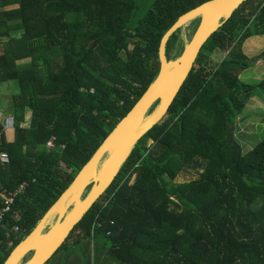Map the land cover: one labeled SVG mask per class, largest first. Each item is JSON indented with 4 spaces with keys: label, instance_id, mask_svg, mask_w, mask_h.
Returning a JSON list of instances; mask_svg holds the SVG:
<instances>
[{
    "label": "trees",
    "instance_id": "trees-1",
    "mask_svg": "<svg viewBox=\"0 0 264 264\" xmlns=\"http://www.w3.org/2000/svg\"><path fill=\"white\" fill-rule=\"evenodd\" d=\"M208 1L0 0V84L17 86L14 128L0 123L10 159L0 164V210L2 196L28 183L0 229L4 246L6 231L20 228L0 264L156 79L165 33ZM254 37H264V0L242 4L206 42L163 120L58 250L63 264L81 239L101 242L119 264H264V139L244 153L235 138L264 91V81L242 80L252 66L243 45Z\"/></svg>",
    "mask_w": 264,
    "mask_h": 264
},
{
    "label": "water",
    "instance_id": "water-1",
    "mask_svg": "<svg viewBox=\"0 0 264 264\" xmlns=\"http://www.w3.org/2000/svg\"><path fill=\"white\" fill-rule=\"evenodd\" d=\"M247 1L211 0L179 17L161 39L158 51L160 68L156 79L4 264H46L57 253L83 217L113 184L136 144L163 120L206 42ZM198 17H201L200 23L182 54L173 61L168 60L166 45L170 37ZM157 102L159 105L146 122ZM55 215L56 220L50 225ZM29 255L30 258L23 263Z\"/></svg>",
    "mask_w": 264,
    "mask_h": 264
},
{
    "label": "rangeland",
    "instance_id": "rangeland-1",
    "mask_svg": "<svg viewBox=\"0 0 264 264\" xmlns=\"http://www.w3.org/2000/svg\"><path fill=\"white\" fill-rule=\"evenodd\" d=\"M200 20L201 17H198L180 30L178 34V41L170 56L171 61L177 59L182 54L186 45L191 41L200 23ZM243 47L247 57L250 59V61H252V66L242 75V80L245 83L256 86L261 81H264V37L251 38V40H248L244 43ZM15 91L17 92V86L14 82L0 84V100H3L2 115L5 117L2 119L3 121L9 117L7 114L10 111L11 99ZM257 94L259 96L251 98L252 100H255L251 101V103L248 105V108L239 118L238 124L236 125L235 138L239 144L244 146V151H247L250 149V147H252L251 145L254 146L257 142L264 139V123L261 122V118L264 117V91L258 89ZM155 109L156 108L149 112L146 122L149 121V117ZM30 115L31 112L28 110L26 115V129L29 127ZM151 144L152 142L149 141L148 146ZM89 190L90 187L86 190V193ZM56 217L57 216L55 215L52 218L50 225L55 222ZM77 235H79V233H76V236ZM80 243L81 244L79 247L76 246L75 249L72 250L74 251V255L76 257L73 259V261L76 260V264H93V256L99 251L97 243L100 244L101 242L90 241V243ZM70 248L71 247L68 246V250H70ZM64 253L65 251L61 249L46 264H59L61 261H69L68 258L66 260L64 259ZM68 253L69 252H67V254Z\"/></svg>",
    "mask_w": 264,
    "mask_h": 264
},
{
    "label": "built area",
    "instance_id": "built-area-1",
    "mask_svg": "<svg viewBox=\"0 0 264 264\" xmlns=\"http://www.w3.org/2000/svg\"><path fill=\"white\" fill-rule=\"evenodd\" d=\"M0 123L2 126L3 132H7L8 130H11L14 128V119L12 116H9L4 121H1ZM0 138H1V134H0ZM54 147H55V138H52L46 143V148L47 150H52ZM9 160H10L9 156L5 152H0V164L7 165L9 163ZM27 187H28V183L23 182L10 195L2 196L3 207L0 210V229H2V227L4 226V221L7 215L10 214L12 206L14 205L16 198L22 193H24ZM100 227L101 225L97 223L93 226L92 230L94 231L95 229L100 228ZM19 233H20V228L18 226H14L12 229H9L6 231L5 233L6 242L4 244L5 249H10L13 246L12 236L16 238V236ZM4 246H3L2 240H0V249Z\"/></svg>",
    "mask_w": 264,
    "mask_h": 264
},
{
    "label": "crops",
    "instance_id": "crops-1",
    "mask_svg": "<svg viewBox=\"0 0 264 264\" xmlns=\"http://www.w3.org/2000/svg\"><path fill=\"white\" fill-rule=\"evenodd\" d=\"M259 40H261V39H259ZM15 93H17V92L15 91ZM254 100L255 99H253V100L250 99L249 103L246 106V109L248 108V105L251 103V101H254ZM2 106H3V100H0V122L3 121L2 120L3 118H5L2 115V111H3L2 110ZM7 116H12L11 115V112L10 113L8 112ZM241 146H242V148H244V146L242 144H241ZM251 146L252 147H250V149H248L247 151H244V153L250 151L254 147L253 145H251ZM81 241L82 242H85V243H88L89 242V240H87V239H81ZM100 245L101 244L97 243V246H98V250L99 251H98V253L94 254V256H93V261H94L93 264H119L114 259H112L110 257V255H109V253L105 249H103ZM63 263H64V261H61V264H63ZM73 264H76V260L73 261Z\"/></svg>",
    "mask_w": 264,
    "mask_h": 264
},
{
    "label": "flooded vegetation",
    "instance_id": "flooded-vegetation-1",
    "mask_svg": "<svg viewBox=\"0 0 264 264\" xmlns=\"http://www.w3.org/2000/svg\"><path fill=\"white\" fill-rule=\"evenodd\" d=\"M88 192H89V191H88ZM88 192H87V193H88Z\"/></svg>",
    "mask_w": 264,
    "mask_h": 264
}]
</instances>
